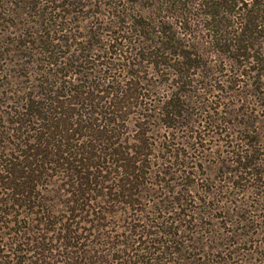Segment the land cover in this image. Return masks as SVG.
<instances>
[{"label":"rangeland","instance_id":"1","mask_svg":"<svg viewBox=\"0 0 264 264\" xmlns=\"http://www.w3.org/2000/svg\"><path fill=\"white\" fill-rule=\"evenodd\" d=\"M58 1L0 0V169L12 161L29 162L30 118L22 113H29L25 101L30 89H41L36 87L42 77L38 71L45 65L36 45H31L33 23L40 12L46 16L63 14L53 10ZM202 1L205 0H68L73 4L66 7L67 20H63L61 32L69 36V49L76 50L77 56L86 53L81 49L87 42L84 35L95 25L100 29L94 39L103 45L110 33L105 29L114 26L111 21L120 20L121 25L135 32L139 28L137 22L149 24L152 32L155 23H161L197 52L195 66L182 78L177 75L181 59L165 53L158 58L162 64H152L154 56H149L147 50L130 58L134 63L131 67L115 71L117 79L150 85V98L141 103V98L133 99V104L123 108L112 124V139L117 141L113 147L124 156L131 155L130 147L140 150L135 156L144 164L142 198L136 197L135 204L128 207L117 203L119 208H115L120 209L121 215L118 212L119 219H110L112 233L120 234L135 217L137 208L147 211L143 220L137 222L141 225L137 233L143 231L146 223L143 233L150 235L146 239L143 236L134 245L136 250L129 253L146 261L149 254L143 249L163 241L161 251L150 254L169 259V264H264V64L249 63L246 58L235 63L227 59L232 50L222 52V45L209 39V33L219 35L220 27L206 18L205 13L211 8L200 5ZM116 3L118 6L113 8ZM121 6L126 10H121ZM181 7H185L184 28L176 20ZM115 10L123 11L118 12L123 17L116 18ZM56 25L54 30L61 28ZM145 33L146 40L139 36L136 41L146 45L160 40ZM257 46L264 51V39L258 38ZM167 47L171 49L170 45ZM57 52L62 54V50ZM124 60L125 54L116 59L120 64ZM33 70L37 71L35 75ZM125 71L133 73V78ZM81 78L85 84L94 85L101 83L103 76L87 78L83 72ZM188 78L193 79L190 86L181 83ZM99 88H104V84ZM177 89L186 93L179 97L184 102L178 117L144 110L145 102L153 105L166 91ZM92 119L103 123L96 114ZM91 144L98 148L108 146L105 140ZM245 154H254V165L248 168L243 164L246 158L240 157ZM0 175L5 174L0 171ZM3 181L0 180V208L12 213L1 218L0 233L9 240L13 231L29 226V199L20 196V205L12 206L9 201L5 206L2 200L12 195L7 194L11 192L4 188Z\"/></svg>","mask_w":264,"mask_h":264},{"label":"trees","instance_id":"2","mask_svg":"<svg viewBox=\"0 0 264 264\" xmlns=\"http://www.w3.org/2000/svg\"><path fill=\"white\" fill-rule=\"evenodd\" d=\"M67 1L59 0L53 8L63 14L46 16L40 12L33 23L31 45H36L37 54L42 56L40 61L45 65L38 71L42 77L36 87L41 89L38 92L30 89L29 99L25 101V110L28 109L29 113H22L30 118L29 162L12 161L0 169L5 174L0 175V180H4V188L10 190L11 193L7 194L12 195L2 202L6 206L10 201L14 206L20 205L18 197L28 198L29 226L13 231L9 240L0 233V264H169V259L162 260L150 254L161 251L163 241H158L156 247L143 249L149 254L146 261H139L136 254L129 253L143 236L146 239L150 235L149 232L143 233L146 223L143 231L137 233V228L141 227L137 222L143 220V213H147L145 208H133L137 213L120 234L111 231L110 219H119L116 218L118 212L121 215L117 203L127 207L134 205L136 197L142 198L141 190L145 187L142 180L144 164L135 156L141 151L130 147L131 155L124 156L122 151L114 148L117 141L112 139L115 130L112 124L121 116L123 108L133 104V99L141 98L138 101L141 103L150 98L149 84L117 79L119 75L116 76L115 71L131 67L134 63L130 58L147 50L149 56H154L152 64H162L158 58L164 57L165 53L181 59L177 75L182 78L186 76L184 72L195 66L197 52L189 49L193 45L181 42L175 32L161 23H155L156 29L152 32L149 24L137 22L139 33H136L116 20L111 21L115 22L111 29H105L110 33L103 45L94 39L99 25L92 27L84 35L87 42L81 49L86 53L76 56L74 52L77 51L69 49V36L61 32L62 22L67 20L66 7L73 4ZM115 5L113 8L118 3ZM200 5L211 8L205 16L215 27H220V32L217 31L219 35L209 33V39L222 45V52L232 50V55L227 56L230 62L246 58L249 63L264 64V51L256 47V40L264 39V0H205ZM121 8L126 10V7ZM184 8L181 7L176 15L181 28H184ZM120 16L123 17L119 13L115 15L116 18ZM54 24L61 28L54 30ZM128 31L130 36L126 35ZM145 32L160 40L146 45L144 41L137 42L139 36L147 39ZM59 50L62 54L57 52ZM122 54H125L124 63H117L116 59L119 60ZM86 63L90 64L87 66ZM182 67L186 69L182 71ZM34 72L37 71L33 70L35 75ZM83 72L87 78L102 74V82L85 84L81 78ZM126 74L133 78V73ZM192 81L188 78L181 83L190 86ZM103 84L104 88L100 89L99 85ZM36 87L34 85L33 90ZM100 92L103 95H99ZM183 92L178 89L166 91L153 105L145 102L144 110L153 111L154 115L156 112V115L178 117L184 102L179 97L186 95ZM94 114L100 116L103 123L92 119ZM148 116L152 117V114ZM97 140H105L108 146H91V142ZM252 156L254 154L240 155L246 158L243 162L245 168L254 165ZM11 213L0 208V220ZM53 241L57 245H53Z\"/></svg>","mask_w":264,"mask_h":264}]
</instances>
